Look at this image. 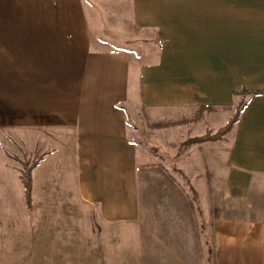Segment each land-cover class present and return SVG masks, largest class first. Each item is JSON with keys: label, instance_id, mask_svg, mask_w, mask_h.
Segmentation results:
<instances>
[{"label": "crops", "instance_id": "0c3cea01", "mask_svg": "<svg viewBox=\"0 0 264 264\" xmlns=\"http://www.w3.org/2000/svg\"><path fill=\"white\" fill-rule=\"evenodd\" d=\"M242 102L223 141H172L182 174L144 171L167 144L145 155L129 120L206 133ZM182 179L264 210V0H0V259L264 264V220L215 217L209 245Z\"/></svg>", "mask_w": 264, "mask_h": 264}, {"label": "rangeland", "instance_id": "374dc122", "mask_svg": "<svg viewBox=\"0 0 264 264\" xmlns=\"http://www.w3.org/2000/svg\"><path fill=\"white\" fill-rule=\"evenodd\" d=\"M178 119H170L171 121H177ZM152 118L146 114V112H141L140 118L135 119L134 122L132 120H129V134L132 142L136 143L140 151H143V153L146 155L149 151L156 152V144L165 142L167 144L166 149L161 150L159 152V155L156 159L158 163H156L155 167L150 168L148 171L155 174H170L173 175V177H177L180 173L178 170L177 165V155L171 156L175 154V151L178 147V144H173L175 141L181 142L185 138L188 137H197L205 133V127L204 126H195L191 129L184 128L181 130L179 134H166L163 135L162 133H158V141L156 142L153 137L156 136L157 130L153 126H149L152 124ZM178 125V124H176ZM161 130V129H160ZM217 131V130H216ZM157 134V135H158ZM170 143L172 145H170ZM159 146V145H158ZM183 148L184 145L182 143L181 145ZM23 159L20 158L16 159L20 163L22 168L21 162L23 160H28V158L23 155ZM22 158V157H21ZM20 159V161H19ZM32 161L33 159H29ZM17 162V161H16ZM183 180V179H182ZM171 184H176L178 187V194L183 196V198H186L188 202L186 205H192L195 209L193 217L195 220V230L197 234L200 236L199 238L206 239L208 244L211 243L212 238V222L215 217H239V218H246V219H258V220H264V210L261 208H255L253 206H247L245 209L243 208V204L238 201H228L223 197V194L221 190L217 192V197H212V192L207 191L204 187H199L198 193H196L192 189V183L189 181L184 182H178L177 180L172 181ZM214 195V192H213ZM253 205V204H251ZM260 209V211L258 210ZM30 219L33 221V215H30ZM191 217V218H193ZM0 264H17L13 262H8L0 259ZM29 264H36L35 262H29Z\"/></svg>", "mask_w": 264, "mask_h": 264}, {"label": "trees", "instance_id": "16d2710c", "mask_svg": "<svg viewBox=\"0 0 264 264\" xmlns=\"http://www.w3.org/2000/svg\"><path fill=\"white\" fill-rule=\"evenodd\" d=\"M251 94V93H247ZM254 94V93H253ZM246 103L242 102L240 105L236 107V110L233 114V116L226 121V125L218 129L217 131H207L205 134L194 137V138H189L187 141L183 143L184 146L188 145H199L203 143H208V142H219L223 141L227 134H230L236 125L238 124L240 117L243 112V108H245ZM206 110H211V108L207 109H202V114L206 112ZM175 124H181V123H163V125L160 124H155L153 125L154 128L156 129H162L168 126H172ZM41 161V158L33 159L32 161L28 160H23L21 162L22 168L20 169V174H21V181L25 189V197L27 201V206L31 208L32 206V190H33V172L37 168Z\"/></svg>", "mask_w": 264, "mask_h": 264}]
</instances>
